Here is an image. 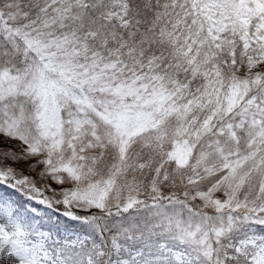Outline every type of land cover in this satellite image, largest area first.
Here are the masks:
<instances>
[{
	"label": "snow or ice",
	"instance_id": "snow-or-ice-1",
	"mask_svg": "<svg viewBox=\"0 0 264 264\" xmlns=\"http://www.w3.org/2000/svg\"><path fill=\"white\" fill-rule=\"evenodd\" d=\"M0 264H264V0H0Z\"/></svg>",
	"mask_w": 264,
	"mask_h": 264
}]
</instances>
